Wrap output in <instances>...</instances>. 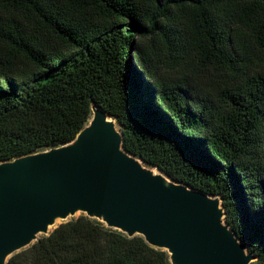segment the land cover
<instances>
[{"label":"trees","instance_id":"16d2710c","mask_svg":"<svg viewBox=\"0 0 264 264\" xmlns=\"http://www.w3.org/2000/svg\"><path fill=\"white\" fill-rule=\"evenodd\" d=\"M100 108L124 148L217 197L264 264V0H0V163L73 141ZM7 264H173L82 215Z\"/></svg>","mask_w":264,"mask_h":264},{"label":"water","instance_id":"95a60500","mask_svg":"<svg viewBox=\"0 0 264 264\" xmlns=\"http://www.w3.org/2000/svg\"><path fill=\"white\" fill-rule=\"evenodd\" d=\"M112 119V120H110ZM116 120L93 108L70 143L0 163V264L81 211L167 250L173 264H252L222 201L157 175L124 148ZM166 181L170 184L166 185Z\"/></svg>","mask_w":264,"mask_h":264},{"label":"rangeland","instance_id":"374dc122","mask_svg":"<svg viewBox=\"0 0 264 264\" xmlns=\"http://www.w3.org/2000/svg\"><path fill=\"white\" fill-rule=\"evenodd\" d=\"M152 171H156V170H152ZM82 215H86V216H88L86 213H84V212H81V211H78V212H76L74 215H70V216H68L67 218H58V219H56L55 220V222H54V224L52 225V226H49V229H48V231L46 232V233H39L37 236H36V239L35 240H33L32 242H31V244L30 245H32L33 243H35L37 240H39L41 237H43V236H45V235H48L50 232H52L57 226H59L60 224H62L63 222H66V221H68V220H72V219H75V218H78V217H80V216H82ZM89 217V216H88ZM90 218H95V219H97V220H99V221H103L101 218H96V217H90ZM29 245V246H30ZM29 246H27V247H29ZM27 247H25V248H27ZM25 248H23V249H25ZM23 249H21V250H19V251H17V252H20V251H22ZM17 252H15V253H17Z\"/></svg>","mask_w":264,"mask_h":264},{"label":"bare ground","instance_id":"6f19581e","mask_svg":"<svg viewBox=\"0 0 264 264\" xmlns=\"http://www.w3.org/2000/svg\"><path fill=\"white\" fill-rule=\"evenodd\" d=\"M110 120H112V119H110ZM113 121V120H112ZM152 172V174H154V175H157L158 173H157V170L156 171H151ZM170 183L168 182V181H166V185H169Z\"/></svg>","mask_w":264,"mask_h":264}]
</instances>
